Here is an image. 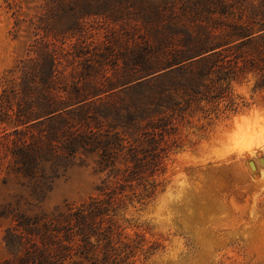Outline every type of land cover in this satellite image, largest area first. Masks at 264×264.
<instances>
[{"label": "trees", "instance_id": "16d2710c", "mask_svg": "<svg viewBox=\"0 0 264 264\" xmlns=\"http://www.w3.org/2000/svg\"><path fill=\"white\" fill-rule=\"evenodd\" d=\"M177 3L45 0L32 17L34 53L0 78V172L27 179L39 201L78 161L93 158L101 177L95 195L51 211L0 202L12 220L1 264H136L162 245L128 232L121 209L155 194L156 176L182 146L179 126L199 112L237 111L234 84L249 76L264 92V0H190L180 11ZM91 18L120 24L124 37L114 29L84 44Z\"/></svg>", "mask_w": 264, "mask_h": 264}, {"label": "rangeland", "instance_id": "374dc122", "mask_svg": "<svg viewBox=\"0 0 264 264\" xmlns=\"http://www.w3.org/2000/svg\"><path fill=\"white\" fill-rule=\"evenodd\" d=\"M9 1L0 0V78L34 53L30 52L32 44L40 35L35 34L31 19L45 7V0H18L15 8ZM189 1L178 0V11ZM88 23L84 44L99 45L114 29L120 39L124 37L120 24L101 18H91ZM128 24L129 34L144 35L142 29L136 31ZM122 42L126 44L124 39ZM107 68L111 74L113 67ZM254 82L249 76L234 84L237 111L227 110L213 119L199 112L190 126H179L173 137L182 146L171 152L165 172L156 176L155 194L121 209L128 232H145L146 246L156 240L162 244L147 260L141 255L136 264H264V123L252 136L227 135L236 115L259 110L264 116V92H254ZM2 90L0 85V93ZM100 177L93 158L78 161L55 178L39 201L25 186L27 179L4 170L0 172V202L28 214L51 211L57 205L81 203L95 195ZM11 224V218L0 216V264L9 255L4 233Z\"/></svg>", "mask_w": 264, "mask_h": 264}, {"label": "bare ground", "instance_id": "6f19581e", "mask_svg": "<svg viewBox=\"0 0 264 264\" xmlns=\"http://www.w3.org/2000/svg\"><path fill=\"white\" fill-rule=\"evenodd\" d=\"M264 116L259 110H252L247 114H238L234 117V128L228 131L227 135L231 138L241 134L243 137L252 136L256 134L257 129L263 126ZM249 146V145H248ZM247 146V147H248ZM251 150V147H248ZM244 149L241 148L239 152L242 153Z\"/></svg>", "mask_w": 264, "mask_h": 264}, {"label": "water", "instance_id": "95a60500", "mask_svg": "<svg viewBox=\"0 0 264 264\" xmlns=\"http://www.w3.org/2000/svg\"><path fill=\"white\" fill-rule=\"evenodd\" d=\"M262 160H263V159H262ZM250 163H251V166L254 167V165H253V161H251Z\"/></svg>", "mask_w": 264, "mask_h": 264}]
</instances>
